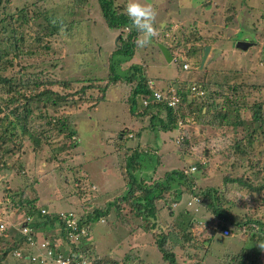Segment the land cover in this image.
<instances>
[{
	"label": "rangeland",
	"instance_id": "obj_1",
	"mask_svg": "<svg viewBox=\"0 0 264 264\" xmlns=\"http://www.w3.org/2000/svg\"><path fill=\"white\" fill-rule=\"evenodd\" d=\"M7 1L2 8L10 10L34 1L44 10L60 6L61 14L53 16H65L63 23L71 26L72 31L55 40L46 39L47 49L42 45L27 56L5 57L11 64H6L3 76L18 81L17 92H24L16 94L13 107L26 103L25 107L31 111L27 115L23 107L17 106V111L8 118L16 120V115L26 114V127L31 129L33 138L38 136L39 139L36 146L17 128L15 150L12 148L9 153L0 155L1 230L18 221L21 212L8 204V194L20 192L26 201L35 199L36 207L44 206L48 211L72 210L81 218L97 207L106 209L107 217L89 225V239L78 247L86 264H165L157 249V235L166 237L168 233L179 237L176 246L164 240L165 249L173 254L178 264H230V257L239 249L255 253L257 239L253 244V240L240 238L238 232L232 231L230 237L221 238L220 229L209 235L207 228H203L204 219L209 216L205 215L203 206L198 207L201 201L199 205L186 206V203L207 189L224 190L225 177L247 180L253 186L264 185V0H136L155 8L158 14L154 27L158 35L147 47L136 46L132 55L135 60L129 63L111 57L118 45L117 31L105 26L97 0ZM128 3L129 0H113V7L126 14ZM238 42L249 43L245 52L235 47ZM157 45L170 50L172 61L165 62ZM205 46L210 47L207 59L198 69ZM136 54L145 64L140 74L154 80L149 84L155 89L153 91L171 97L176 91H179L178 96L182 94L177 108L183 115V123L178 129L162 131L159 119H150L149 115L158 110L164 121V109L145 108L142 98H130L131 86L121 79L135 64ZM183 65H187V70H182ZM110 68L121 78L114 86H110L114 83L108 79ZM208 74L210 80L218 79L219 85L206 84ZM243 82L248 88L242 87L234 93L225 85ZM167 83V90L161 89ZM173 83L178 85L175 89ZM192 83L205 91L203 102L201 97L194 99L187 95ZM44 91L49 94L38 96ZM46 100L55 105L51 107ZM245 102L262 103L263 123L256 131L258 135L255 133V137L260 136V143H255L252 151L244 147V140L238 150L234 149L237 141L234 134L247 136L252 130L249 127L213 128L208 124L211 113L220 112L221 106L230 112L235 109L238 118L249 120V110L242 107ZM208 103L212 106L207 110ZM189 105L191 109L201 108L205 121H195L198 111L189 116ZM141 112L147 115L140 116ZM119 133L134 136L120 140ZM179 136L183 141L176 143ZM239 150L244 158L238 155ZM154 152L159 157L158 167ZM180 152L187 157V163L183 162ZM129 157L139 165L138 170L124 168ZM190 165L196 167L187 175L194 187L188 191L186 185H180L177 191L171 189L154 201V228H143L144 222L152 223L143 210L137 213L133 205L119 201L130 178L135 183L143 179L146 186L153 181L164 183L166 173L182 172ZM172 183L165 182L173 187ZM174 192H180L175 200ZM243 199L251 201L244 203ZM220 201L233 217L238 215V219H243L247 212L252 217L264 219V188L251 192L240 190L239 194L228 195ZM229 202H233L232 206ZM116 204L122 207L126 226L115 216ZM3 233L6 237L3 240L0 235V259L6 246L18 240V235L10 230ZM45 233L51 234L52 229ZM182 233L190 238L181 237ZM205 238L209 241L201 244ZM40 252L44 255V250ZM60 252L65 254L66 249L61 247ZM260 256L263 258L264 254ZM46 263L54 264L52 260ZM1 264L25 263L6 255Z\"/></svg>",
	"mask_w": 264,
	"mask_h": 264
},
{
	"label": "trees",
	"instance_id": "obj_2",
	"mask_svg": "<svg viewBox=\"0 0 264 264\" xmlns=\"http://www.w3.org/2000/svg\"><path fill=\"white\" fill-rule=\"evenodd\" d=\"M7 0H0V155L4 153H9L11 149L13 148L15 150V141L17 136V128L20 130L21 134L28 137L30 141L34 145L37 146V139L39 137L34 136L32 137V134L30 133L31 129H28L26 127L27 124V118L26 114H30V109L28 107H25L26 103L18 104L17 106L23 107L26 114L24 116H15L16 120H10L8 117L9 115H14L15 111H17L18 107L14 106L13 103L16 101V94L17 93H24V92H17L18 88H20L18 85V81L14 82L11 81L10 78H6L3 76V73L5 72V66L8 64V66L11 64L10 61H6L5 57L7 55H12L15 58L18 56H27L29 55L30 51H33L36 47L39 48L42 45L43 49H47L48 45L46 44V39L52 38V39H58L59 36H64L65 34H68L72 31L71 26H65L63 21L64 17L58 16L54 17L53 15L55 13L61 14L59 9H61L60 6L54 7H48L45 10L38 8L35 1L30 3L26 2L27 4H23L20 7H15L13 9H5L2 8L7 4ZM62 3V2H60ZM67 3V1H66ZM99 10L101 17L103 18V21L105 23V26L109 30L117 31V40L118 45L116 46L112 56H115L116 59H119L121 61L129 60L133 55V49H135L136 44L135 41L137 39V36L139 32L132 26L131 20L128 18L127 14L117 12L113 7V0H97ZM68 13V12H67ZM66 15V14H65ZM34 27V28H33ZM32 29V31H31ZM123 32L125 33L124 36L122 35ZM32 34V35H30ZM64 43V42H63ZM62 43V45H64ZM169 51V49L167 48ZM23 67H20V69ZM125 73V72H124ZM108 79L111 80V83H114V86L121 78L119 75H116L113 73L112 69L110 68ZM210 75L206 77V84H212V85H219V82L216 81L218 79L210 80ZM233 77H231L232 79ZM122 82L129 84L131 86V97H139L140 95L145 98L146 104L143 105L145 108L151 107V109H164L165 111V118L164 121L161 119V115H159L158 110L155 112H151L149 115L150 119H159L160 121V129L162 131H171L176 128V122L178 120H181L183 118V115L179 109L173 110L169 107H166L162 102L157 101H149L147 102L148 97H152V92L147 88V81L142 77L140 74V70L137 67L131 66L127 69L126 75L122 77ZM24 84V83H22ZM249 84V83H248ZM226 87H228L229 91H232L233 93L236 90H240L242 87L248 88V85L243 82L239 85H233L231 83H225ZM27 86V85H26ZM25 86V87H26ZM238 86L237 89H234V87ZM85 88V87H82ZM108 89V87H107ZM106 89V90H107ZM105 90V92H106ZM47 91L41 92L38 94V96L44 97ZM49 94V92H47ZM177 94H179V91H176ZM175 93V94H176ZM5 95V98H2L1 95ZM179 96H182L180 94ZM24 99H26L24 97ZM206 99V97L204 98ZM202 99V102L203 100ZM241 99V98H240ZM44 99H42L43 101ZM143 100V99H142ZM45 102L50 103V106L53 107L55 103L53 101L46 100ZM261 104L258 103H243L242 107H244V110H249L250 112V119H240L238 118V115L235 113L236 110L232 109V111H226L224 106L220 107L219 111L212 112L210 117V121L208 124H211V127L218 128V126H225V127H236L238 129L242 128H250L252 129L247 136H241L240 134H234V136L237 138V141L235 142L234 149L238 150L241 140H244V147L245 148H252L250 151L253 150V148L256 146L255 143L259 142V137H255V133L257 130H259V127H262L263 119L261 117ZM12 106V107H11ZM211 103L206 104V109L208 110L210 108ZM11 107V108H10ZM10 108V110L8 109ZM150 110V109H148ZM198 111V118L195 119V121L199 122L205 121L204 120V114L201 113L200 109H191V105L188 106V114L189 116H192L191 112ZM43 112V111H42ZM228 113L232 114L234 117H229ZM3 117H2V116ZM137 115V113H136ZM140 116L147 115V113L141 112L139 114ZM258 125V126H256ZM60 126H63L61 123ZM238 129H235L234 131L237 132ZM124 135V134H123ZM258 135V133H256ZM67 136L70 137V134L67 133ZM121 136V135H118ZM129 135H124L123 138L128 137ZM132 138V137H128ZM183 141V139H182ZM181 141V142H182ZM238 155H243L242 150L237 151ZM245 155H243L241 158H244ZM240 158V159H241ZM127 166H129L132 170H138L139 165L132 162V157H129L128 161H125L124 168L127 169ZM170 173H166L163 177L165 180L164 183H160V181H153L151 185L146 186L143 179H138L137 183L132 178H128L129 182L126 184L125 188V194L121 197L119 200L120 202L126 201L127 204L133 205V210H135L137 213H139L140 210H143L147 217H149L150 220H152V223L150 222H144L143 228L149 229L154 228L153 221L155 219L154 216V201H157L161 198V194L171 191H177L179 189L180 185H186L188 191L194 187L193 182H190V180L187 178V175H184L180 171H169ZM127 175V171L125 172ZM223 187L224 190L220 189H207L203 192H199L194 195L197 199H199V203H196L195 205H199L198 207L203 206V209L205 210V215H208V218L204 219L205 225L203 226L204 230L207 228L208 232H215L216 230L220 229L221 232L223 230H227L228 236L230 237V232H238L241 237H247L254 242H258V245L255 248V253L252 251H249L248 249H239L236 251V253L230 257V264H264V256L263 258L260 256L261 253H263V249L260 247L261 244H264V219L259 217H252V215L248 214L247 212L244 213L243 219L237 218V216L233 217L231 216L230 211H226L223 208V203L220 201L221 198L226 197L228 195H232L234 193L239 194L240 190H245L246 192H251L253 189H256L257 191L264 188L263 184H257L253 186L250 181L243 180L240 178H223ZM149 180V179H148ZM165 182H170L173 184V187L170 185H166ZM189 182V183H188ZM231 186V187H230ZM181 187V186H180ZM259 188V189H257ZM140 193V196H137V194ZM225 193V194H223ZM180 192L175 193L174 192V199H177ZM248 195H251L248 193ZM242 198L244 197V194H241ZM9 202L8 204L11 205V208L14 210H18L21 212L19 216H17L18 221H15L14 225H7V228L5 227V230H10L12 233H16L18 235V240L15 243H11L9 246H6L8 248L5 249V251L2 253V258L0 259V264L2 263V259L7 255L14 261L22 262L25 264H32L29 261L25 260H17L13 256V252L15 250H18L23 246L26 242V238L28 235H20V230L23 227L29 228L31 239L37 240L40 242L43 238H48L49 240H54L55 242H67L64 235V223L65 219L59 216V214L64 213L60 212L58 210L55 211H48L44 206L36 207L34 205L35 199L25 200L24 194L20 192H15L13 195H9ZM246 200L244 203H249L251 199H243ZM230 205L233 202H229ZM121 204V203H120ZM117 205V204H116ZM124 205V204H122ZM121 205V206H122ZM229 205V206H230ZM232 206V205H231ZM245 206V205H244ZM260 208V207H259ZM246 209V208H245ZM40 210H44V213H40ZM248 210V209H247ZM115 216H119V220L123 225H127L125 220L123 219V213L122 207L115 206L114 208ZM241 211V210H240ZM263 211V210H262ZM68 212V211H66ZM74 214V219L79 227H83L87 229V241L89 239V225L93 223L94 221H97L101 218L107 217V211L106 209H101L99 207L92 210L88 215L85 217H79L75 215L74 211H69ZM203 215V217L205 216ZM12 218V216H10ZM211 218V219H210ZM214 220L215 223L212 222ZM236 220V221H235ZM214 224L211 226L210 224ZM50 229H55L54 235H46L45 231H49ZM4 229L0 231V235H2V239L6 237ZM37 230H42L43 232H38ZM45 230V231H44ZM58 230V231H57ZM43 233V234H42ZM174 233V232H173ZM157 249L158 252L161 255L162 262H165V264H178L175 261V258L172 253L168 252L164 247V240L165 238L167 240H170L171 243L176 246L178 244V236L176 234L172 236L171 234H167L166 237H163L162 234L157 235ZM181 237L183 238H190L187 233H182ZM209 239V238H208ZM208 239H204V241L201 242V244H204L205 242H208ZM4 240V239H3ZM64 243L61 247L69 248V257H70V264H73L76 260V254L77 249L72 246H68ZM24 247H27V244L24 245ZM201 247H203L201 245ZM204 249V247H203ZM205 250V249H204ZM27 254V253H26ZM24 254V255H26ZM84 255V254H83ZM85 257V256H84Z\"/></svg>",
	"mask_w": 264,
	"mask_h": 264
},
{
	"label": "built area",
	"instance_id": "obj_3",
	"mask_svg": "<svg viewBox=\"0 0 264 264\" xmlns=\"http://www.w3.org/2000/svg\"><path fill=\"white\" fill-rule=\"evenodd\" d=\"M182 68L186 69L187 66L183 65ZM205 92L199 87L195 85H191L189 88V95L193 97L194 99H198L201 97L202 99L205 98L204 96ZM152 100L157 102H162L166 107H169L173 110L177 108L179 105V102L181 101V98L179 96H164L158 92H152ZM142 104L145 105L146 102L143 99ZM183 123L182 120H178L177 122V129L179 128V125ZM178 141H182L181 136H179L176 140V143ZM196 167L194 165H190L187 170H183L182 173L184 175H189L190 173L194 172ZM194 197V196H193ZM199 203V199L196 197L191 198V201L189 200L186 203V206H191V204ZM40 213H44V210H40ZM62 218L65 219L64 223V235L66 239V245L75 247L76 249L80 247L81 242L86 241L87 242V229L83 227H79L75 221L74 214L72 212H64L59 214ZM2 225H0V230L2 229ZM30 229L23 227L20 230V235H28L26 238V242L24 245L27 244V247L21 246L18 250H15L13 252V256L17 260H25L29 261L32 264H47L46 261L52 260L54 264H70V257H69V248H66V253L62 254L60 252V247L62 246L60 242H55L54 240H49L48 238H43L40 242L37 240L31 239ZM223 237H227L229 234L227 230H223L222 232ZM32 250H35L37 253H33ZM40 250H44V255L40 252ZM76 254V260L73 264H86L85 263V257L84 255L77 249ZM27 253V254H26ZM26 254V255H24ZM264 254V249L263 253Z\"/></svg>",
	"mask_w": 264,
	"mask_h": 264
},
{
	"label": "clouds",
	"instance_id": "obj_4",
	"mask_svg": "<svg viewBox=\"0 0 264 264\" xmlns=\"http://www.w3.org/2000/svg\"><path fill=\"white\" fill-rule=\"evenodd\" d=\"M125 12L128 18L131 20L132 26L138 32L141 33V36L137 37L135 41L136 46L138 48L147 47L151 43L152 38L158 35V30L154 27V22L158 14L155 8L151 4H141L139 2H136V0H129V3L126 6ZM171 61H172V58H171ZM182 70H187V68L186 69L182 68ZM191 85H195V83H192L189 85L186 91L187 95H189V88L191 87ZM195 86H199V85H195ZM175 95L178 96L177 94ZM177 122H176V128H177ZM260 247L264 249V244H261Z\"/></svg>",
	"mask_w": 264,
	"mask_h": 264
},
{
	"label": "crops",
	"instance_id": "obj_5",
	"mask_svg": "<svg viewBox=\"0 0 264 264\" xmlns=\"http://www.w3.org/2000/svg\"><path fill=\"white\" fill-rule=\"evenodd\" d=\"M163 45H165V43H163ZM167 49V48H166ZM169 52V54H170V50L168 51ZM202 55V54H201ZM170 56H171V54H170ZM136 57H137V54H136ZM134 58L133 57H131L128 61H127V63H129V62H134ZM137 62H139L138 64H137ZM126 63V66H128V64ZM205 63V62H204ZM130 64H132V63H130ZM134 64V63H133ZM131 65V66H135V67H138L139 68V70L141 71V69L145 66V64L143 63V61L140 59V56H138L137 58H136V61H135V64L134 65ZM199 66V65H198ZM144 73V72H143ZM142 75V74H141ZM153 75H155V74H153ZM142 77L145 79V81H147V88H148V90L150 91H152L153 92V90H155V89H153V86L152 87H150V83H151V85H152V83H154V80H152V79H150L149 77H147V76H143L142 75ZM161 79V78H160ZM169 83H172V81H169ZM168 84V83H167ZM149 85V86H148ZM178 85L177 84H175V83H173V89H175L176 87H177ZM169 87V84L168 85H165V86H163L161 89H163V90H167V88ZM150 91V92H151ZM168 92V91H167ZM140 98H142V99H145V98H143V96H139ZM148 98H150V97H148ZM147 98V99H148ZM147 102H149L148 100H147ZM138 113V112H137ZM147 117V116H146ZM161 118H162V115H161ZM127 135V134H125V133H119V135H121V136H118V139H120V140H122L123 139V136L124 135ZM128 135L130 136L131 135V133H128ZM133 134L131 135V137L133 138ZM154 148L152 147V150H153ZM181 154H182V160H183V162L184 163H187L186 162V159H187V157L186 156H184L185 154L183 153V152H180ZM154 155L156 156L157 155V152H154ZM158 161H159V157L158 156H156V158H155V163L157 164L156 165V167H158ZM196 164V163H195ZM171 171H173V170H171ZM151 178V177H150ZM205 225V224H204ZM55 229H52V233L51 234H47V235H54L55 234V231H54ZM38 232H43L42 230H37ZM43 234V233H42ZM208 234L209 235H213L214 234V232H208ZM219 234V236L222 238L223 236H222V233L220 232V233H218ZM61 243V245H64V243L63 242H60ZM61 248V247H60ZM65 248V247H64ZM66 249V248H65ZM92 250H94V248H91Z\"/></svg>",
	"mask_w": 264,
	"mask_h": 264
},
{
	"label": "water",
	"instance_id": "obj_6",
	"mask_svg": "<svg viewBox=\"0 0 264 264\" xmlns=\"http://www.w3.org/2000/svg\"><path fill=\"white\" fill-rule=\"evenodd\" d=\"M248 46H249V43H243V42H238V43L235 44V47L237 49H239V51H241V52H245V50H246V48ZM157 48L159 49V51H160L161 55L163 56L165 62L169 63L171 61V58H170V54H169L168 50L166 49V47H164L163 45H157ZM209 49H210L209 46L203 47L202 55H201V59L199 61L198 69L202 68L205 60L207 59V55H208ZM147 100L151 101L152 98L150 97Z\"/></svg>",
	"mask_w": 264,
	"mask_h": 264
}]
</instances>
